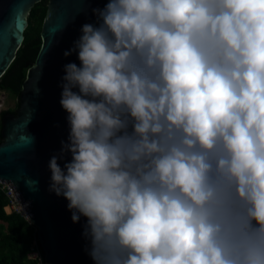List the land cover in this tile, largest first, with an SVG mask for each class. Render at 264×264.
<instances>
[{
    "label": "clouds",
    "instance_id": "9594fccd",
    "mask_svg": "<svg viewBox=\"0 0 264 264\" xmlns=\"http://www.w3.org/2000/svg\"><path fill=\"white\" fill-rule=\"evenodd\" d=\"M66 57L64 169L95 264H264V0H108ZM78 89V91H74Z\"/></svg>",
    "mask_w": 264,
    "mask_h": 264
},
{
    "label": "water",
    "instance_id": "95a60500",
    "mask_svg": "<svg viewBox=\"0 0 264 264\" xmlns=\"http://www.w3.org/2000/svg\"><path fill=\"white\" fill-rule=\"evenodd\" d=\"M41 0H0V78L6 73L24 41L28 12ZM108 0H49V12L41 33L42 46L28 70L20 108L2 115L0 182L12 183L30 203V223L48 264H95L86 249L87 218L72 220L69 201L50 191L52 157L62 169L71 153L62 155L69 142V113L61 106L65 65L81 66L78 53L66 57L82 35L84 24L98 26L94 9ZM78 91V89H74ZM63 142V143H62Z\"/></svg>",
    "mask_w": 264,
    "mask_h": 264
},
{
    "label": "trees",
    "instance_id": "16d2710c",
    "mask_svg": "<svg viewBox=\"0 0 264 264\" xmlns=\"http://www.w3.org/2000/svg\"><path fill=\"white\" fill-rule=\"evenodd\" d=\"M48 12L49 0H41L29 10L24 41L9 69L0 78V90L15 97L20 96L28 70L35 63L41 49V33ZM10 112L15 114L13 111ZM2 142L1 129L0 144ZM7 204L8 198L0 188V264H37L35 259L28 258L33 241L38 240L37 230L20 214L15 212L7 214L4 210ZM38 245L42 251L39 241Z\"/></svg>",
    "mask_w": 264,
    "mask_h": 264
},
{
    "label": "built area",
    "instance_id": "2783aa9c",
    "mask_svg": "<svg viewBox=\"0 0 264 264\" xmlns=\"http://www.w3.org/2000/svg\"><path fill=\"white\" fill-rule=\"evenodd\" d=\"M0 188L5 192L8 198V204L4 210L7 214L18 213L30 223V203L25 200L21 193L12 183L0 182ZM29 259H35L37 264H48L45 260L44 254L41 251L38 240H34L31 246Z\"/></svg>",
    "mask_w": 264,
    "mask_h": 264
},
{
    "label": "rangeland",
    "instance_id": "374dc122",
    "mask_svg": "<svg viewBox=\"0 0 264 264\" xmlns=\"http://www.w3.org/2000/svg\"><path fill=\"white\" fill-rule=\"evenodd\" d=\"M19 105L18 97L0 90V130L2 129V113L16 112L20 108Z\"/></svg>",
    "mask_w": 264,
    "mask_h": 264
},
{
    "label": "flooded vegetation",
    "instance_id": "af4514ba",
    "mask_svg": "<svg viewBox=\"0 0 264 264\" xmlns=\"http://www.w3.org/2000/svg\"><path fill=\"white\" fill-rule=\"evenodd\" d=\"M12 114V113H11ZM2 115H4V114H2ZM15 115V114H14Z\"/></svg>",
    "mask_w": 264,
    "mask_h": 264
}]
</instances>
